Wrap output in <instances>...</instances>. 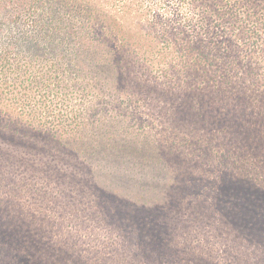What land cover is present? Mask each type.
Listing matches in <instances>:
<instances>
[{
	"label": "trees",
	"instance_id": "obj_1",
	"mask_svg": "<svg viewBox=\"0 0 264 264\" xmlns=\"http://www.w3.org/2000/svg\"><path fill=\"white\" fill-rule=\"evenodd\" d=\"M199 188L210 260L187 263L264 264V0H0V264H166L157 231L69 251L57 211L173 224Z\"/></svg>",
	"mask_w": 264,
	"mask_h": 264
},
{
	"label": "rangeland",
	"instance_id": "obj_2",
	"mask_svg": "<svg viewBox=\"0 0 264 264\" xmlns=\"http://www.w3.org/2000/svg\"><path fill=\"white\" fill-rule=\"evenodd\" d=\"M139 171V167L135 166ZM125 169H128V165H125ZM115 169H107L104 171L106 177H111L113 175H123L122 176V189L118 191V187L110 184L109 181H105V186L108 190L114 191V194L118 198H129L131 193L127 190V185L125 181L128 177V172H119ZM125 180V181H124ZM104 182V181H103ZM121 183V184H122ZM190 196L186 199L185 207L186 213L184 218L180 217L179 221L171 224L170 220L167 218H158L157 215L152 214L148 210L142 209L140 213L138 208L134 206L127 205V209L119 210L120 221L117 217L115 219L116 224H111L107 221V224L101 219L104 210L107 209L105 206L101 205L100 202L95 203L91 201V198H85L78 202V206L82 209H86L80 215L79 220L82 222L78 224V217L73 215V209H68L65 212L64 209L57 211V215H64L66 219V229L71 231L68 233V250L72 251L75 249L72 244L74 243L71 239L74 236L80 235L82 237L83 243H77L81 245L80 248L84 251L83 253L92 258L101 256L106 250L105 246H108L113 240L120 241L118 236L121 234L122 239L126 240L129 245L131 238L136 240L139 237H147L148 242H152V236H156V231L159 235L160 250L165 253L167 259L166 264H175L176 261L180 259V264H186L189 262V257L194 258H204L210 260V189L209 188H199L196 191L189 193ZM213 202L219 210H224L228 204L229 208L235 212L240 210V206L233 204L231 202H221V198L217 195L212 197ZM195 209L196 212L193 210ZM200 211V214L197 212ZM131 211L134 214H131ZM189 212L192 213L189 216ZM56 213V212H55ZM243 211L240 210L236 219L242 222L239 217L243 216ZM165 219V220H164ZM160 220L161 224L157 227V221ZM168 220V221H167ZM166 223V225L164 224ZM77 226V227H76ZM156 229V230H155ZM60 227L55 226L51 236H60ZM155 230V231H154ZM155 232V233H154ZM76 234V235H75ZM135 235V236H134ZM129 242V243H128ZM212 243V242H211ZM215 248L214 245H211ZM112 249V247H111ZM101 258V257H100ZM188 259V260H187ZM173 262V263H172ZM186 262V263H185ZM188 264V263H187Z\"/></svg>",
	"mask_w": 264,
	"mask_h": 264
}]
</instances>
